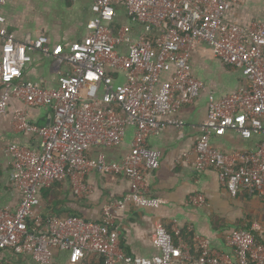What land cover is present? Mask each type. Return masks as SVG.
Returning <instances> with one entry per match:
<instances>
[{"label":"built area","instance_id":"built-area-1","mask_svg":"<svg viewBox=\"0 0 264 264\" xmlns=\"http://www.w3.org/2000/svg\"><path fill=\"white\" fill-rule=\"evenodd\" d=\"M8 1L0 0V117L6 114L9 101L17 99L29 107L48 108L52 122L35 125L26 109L12 117L16 129L38 139V146L35 150L17 144L6 148L13 188L23 197L14 212L0 208V252L28 256L33 264H52L55 251L67 253L70 264L93 254L102 264H264V244L252 231L236 229L226 235L231 258L212 249L202 236L194 235L186 243L176 225L171 233L162 226L156 228L153 244L159 256L128 257L120 249L112 216L113 208L124 209L135 197H143L146 175L160 168L161 153L148 146V138L168 127L185 126L176 116L178 110L192 105L204 92L207 117L194 148L197 170L217 171L233 198L240 189L264 192V141L253 150L232 154L211 143L213 137L228 131L245 140L264 135V19L248 26L226 23L227 12L243 0H92L88 36L65 49L62 45L51 48L46 35L18 41L1 13ZM119 6L132 22L142 24L138 40L124 28L114 31ZM198 43L207 45L223 64L239 70L247 86L223 98L208 91L194 77L190 64ZM123 46L125 55L119 50ZM35 52L70 67L60 76L57 88L22 80ZM167 73L172 77L162 81ZM115 74L123 75L125 81L116 83ZM129 128L135 129L134 141L120 162L109 161L103 152L88 156L91 148L121 147ZM91 172L125 177L130 192L105 206L101 221L43 214L40 192L44 188L68 181L75 195H90L93 188L86 177ZM192 202L197 207L206 204L201 194ZM0 264L10 262L0 258Z\"/></svg>","mask_w":264,"mask_h":264},{"label":"crops","instance_id":"crops-1","mask_svg":"<svg viewBox=\"0 0 264 264\" xmlns=\"http://www.w3.org/2000/svg\"><path fill=\"white\" fill-rule=\"evenodd\" d=\"M91 7L92 0H9L1 13L8 30L18 41L46 35L51 48L62 45L68 49L71 44L88 36V25L93 17ZM263 19V0H243L227 12L225 22L248 26ZM112 27L116 32L124 28L133 40H138L143 33L142 24L132 22L120 6ZM119 50L121 54L127 53L124 46ZM32 56L31 62L24 68L22 80L47 89L57 88L60 76L70 69L68 64L64 61L57 63L55 58L42 52H35ZM190 64L194 77L203 81L207 90L217 98L247 86L242 73L215 58L205 44L195 45ZM114 77L116 83L125 81L123 75L115 74ZM171 77L172 73L164 74L162 81ZM207 104V93L204 92L192 105L178 110L176 116L185 121V126L168 127L160 135L148 138V146L161 153L160 168L146 175L147 191L143 197H135L124 209H112L113 224L119 231L120 249L128 257L151 259L159 256L160 251L153 244L155 230L159 226L171 233L176 225L182 240L188 244L194 235L202 236L210 242L212 249L231 258L233 251L226 245L225 239L233 230L252 231L255 238L264 244V192L250 194L246 189H240L233 198L220 183L217 171L208 169L199 172L196 168L194 148L200 137V125L207 117ZM21 109H26L29 120L35 125H47L52 117L48 108L29 107L17 99L9 101L6 114L0 117V208L11 212L20 205L23 193L13 188L12 161L6 155V148L17 144L35 150L38 146V139L19 131L12 123L14 113ZM126 135L121 147L109 150L91 148L88 156L94 158L103 152L109 161L120 162L131 148L135 129L129 128ZM262 141L264 135L245 140L228 131L222 137H213L211 143L232 154L253 150ZM86 183L93 188L92 194L87 196L75 195L68 181L44 188L40 192L43 214L101 221L103 208L121 201L130 192L127 179L121 175L105 176L91 172L86 177ZM199 194L206 201L202 207L192 202V198ZM141 198L147 199L150 204L142 203ZM173 239L178 243L175 236ZM0 258L10 264H33L28 256L16 255L8 250L0 252ZM52 264H70L68 254L55 251ZM78 264H102V261L93 254L84 257Z\"/></svg>","mask_w":264,"mask_h":264},{"label":"water","instance_id":"water-1","mask_svg":"<svg viewBox=\"0 0 264 264\" xmlns=\"http://www.w3.org/2000/svg\"><path fill=\"white\" fill-rule=\"evenodd\" d=\"M51 122H52V117L51 120L48 122L47 126L51 125Z\"/></svg>","mask_w":264,"mask_h":264},{"label":"trees","instance_id":"trees-1","mask_svg":"<svg viewBox=\"0 0 264 264\" xmlns=\"http://www.w3.org/2000/svg\"><path fill=\"white\" fill-rule=\"evenodd\" d=\"M116 32V31H115ZM42 191H44V190H42Z\"/></svg>","mask_w":264,"mask_h":264}]
</instances>
